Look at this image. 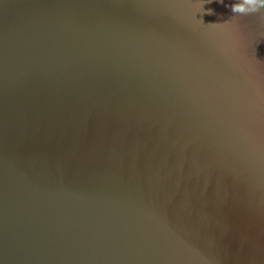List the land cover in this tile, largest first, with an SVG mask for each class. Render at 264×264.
Instances as JSON below:
<instances>
[{
	"label": "water",
	"instance_id": "95a60500",
	"mask_svg": "<svg viewBox=\"0 0 264 264\" xmlns=\"http://www.w3.org/2000/svg\"><path fill=\"white\" fill-rule=\"evenodd\" d=\"M240 2L0 0V264H264Z\"/></svg>",
	"mask_w": 264,
	"mask_h": 264
},
{
	"label": "clouds",
	"instance_id": "9594fccd",
	"mask_svg": "<svg viewBox=\"0 0 264 264\" xmlns=\"http://www.w3.org/2000/svg\"><path fill=\"white\" fill-rule=\"evenodd\" d=\"M219 2L223 3V0H219ZM230 7L233 14H252L264 9V0H241L240 3H233ZM207 14H214V10L209 9Z\"/></svg>",
	"mask_w": 264,
	"mask_h": 264
}]
</instances>
